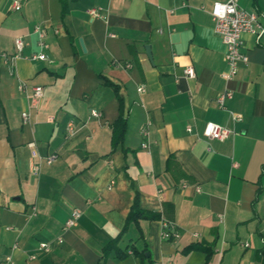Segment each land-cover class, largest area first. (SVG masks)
<instances>
[{
  "label": "crops",
  "instance_id": "crops-1",
  "mask_svg": "<svg viewBox=\"0 0 264 264\" xmlns=\"http://www.w3.org/2000/svg\"><path fill=\"white\" fill-rule=\"evenodd\" d=\"M227 1L0 0V264H264V36L243 35L249 64L224 79L210 11ZM237 1L264 24V0ZM41 52L52 62L30 59ZM208 122L233 134L207 139ZM136 200L159 217L127 225ZM74 210L78 225L64 231ZM164 222L178 240L163 239Z\"/></svg>",
  "mask_w": 264,
  "mask_h": 264
},
{
  "label": "built area",
  "instance_id": "built-area-1",
  "mask_svg": "<svg viewBox=\"0 0 264 264\" xmlns=\"http://www.w3.org/2000/svg\"><path fill=\"white\" fill-rule=\"evenodd\" d=\"M21 5L16 3V10H19ZM90 15L93 18H101L102 17V9L101 8H92L89 11ZM212 19L214 21V30L217 35L222 39L223 43L226 46V63H227V72L224 73L223 77L226 80L233 79L240 68V66H247L249 64V57L243 52V35L251 34L257 39H260L264 36V24L260 22L259 14L256 12H249L243 8H241L238 4L237 0H229L225 3H215L210 11ZM36 33L42 39L44 33L36 28ZM40 45L44 50H47L48 46L40 40ZM23 42L18 39L16 40V54L13 56H4L5 63L9 66L13 67L15 61L20 57L21 52L23 51ZM31 60L34 61H42V62H52L49 59V56L45 52H41L39 54L32 55L30 57ZM126 68H131V65L126 64ZM182 75L185 78L194 79L196 77V73L193 67H185L183 69ZM27 88L25 83H21L19 89L24 91ZM233 93L230 91H226L222 93L218 97V105L221 109L226 110V101L232 98ZM44 96V89L40 86H36L32 88V94L30 95V106L32 108L37 107L40 104ZM93 116L99 117L100 113L93 111ZM235 120H240V115H233ZM24 122L29 121L30 113L26 112L22 115ZM74 125L70 123L68 125V133L72 135L74 133ZM188 131H191V128H188ZM233 134V131L227 127L216 124L214 122H208L205 130L204 136L210 140H224L228 139ZM142 135L145 138L142 146L144 149H149V132L147 129H143ZM31 146H34L32 144ZM57 158V155H52L48 157L47 163L52 164ZM35 174L40 172V166L37 165L34 167ZM198 192L201 191L199 187L196 188ZM82 216L80 210H74L68 220L66 221L63 230L67 231L71 228H74L78 225V222ZM163 239L164 240H178L181 235L176 228V226L171 222L163 223ZM64 241L62 237L58 238V243L62 244ZM39 249L45 253H49L51 251V247L48 243H41ZM34 258V257H33ZM8 261L11 259L8 258Z\"/></svg>",
  "mask_w": 264,
  "mask_h": 264
},
{
  "label": "trees",
  "instance_id": "trees-1",
  "mask_svg": "<svg viewBox=\"0 0 264 264\" xmlns=\"http://www.w3.org/2000/svg\"><path fill=\"white\" fill-rule=\"evenodd\" d=\"M106 81H107V85L111 86L118 93L119 90L118 86L109 80ZM126 129H127V120L124 117V112H122L121 117L118 119V121L115 123L113 127V147H117L119 144H123ZM158 217H159L158 215L153 214L150 211L141 209L138 200H136L128 215L127 225L130 223H135L139 225V222L141 220H153V219H157ZM117 241L118 239L109 244L107 248V253L111 248L114 247ZM118 253H119L118 254L119 258H124L126 255L125 252L122 253L119 249H118Z\"/></svg>",
  "mask_w": 264,
  "mask_h": 264
},
{
  "label": "water",
  "instance_id": "water-1",
  "mask_svg": "<svg viewBox=\"0 0 264 264\" xmlns=\"http://www.w3.org/2000/svg\"><path fill=\"white\" fill-rule=\"evenodd\" d=\"M149 51V50H148Z\"/></svg>",
  "mask_w": 264,
  "mask_h": 264
}]
</instances>
